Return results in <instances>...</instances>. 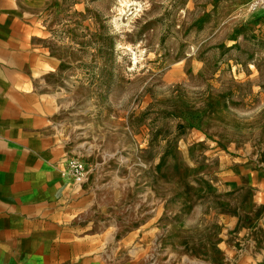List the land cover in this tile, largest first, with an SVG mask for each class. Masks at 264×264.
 I'll list each match as a JSON object with an SVG mask.
<instances>
[{
  "label": "rangeland",
  "instance_id": "374dc122",
  "mask_svg": "<svg viewBox=\"0 0 264 264\" xmlns=\"http://www.w3.org/2000/svg\"><path fill=\"white\" fill-rule=\"evenodd\" d=\"M52 1L38 87L88 218L140 264H264V0Z\"/></svg>",
  "mask_w": 264,
  "mask_h": 264
},
{
  "label": "crops",
  "instance_id": "0c3cea01",
  "mask_svg": "<svg viewBox=\"0 0 264 264\" xmlns=\"http://www.w3.org/2000/svg\"><path fill=\"white\" fill-rule=\"evenodd\" d=\"M52 3L0 0V264H140L105 220L88 218L91 190L65 173L75 154L37 79L59 64L44 48Z\"/></svg>",
  "mask_w": 264,
  "mask_h": 264
},
{
  "label": "built area",
  "instance_id": "2783aa9c",
  "mask_svg": "<svg viewBox=\"0 0 264 264\" xmlns=\"http://www.w3.org/2000/svg\"><path fill=\"white\" fill-rule=\"evenodd\" d=\"M86 165L76 158H69L66 161L65 173L71 176L76 184H81L86 180Z\"/></svg>",
  "mask_w": 264,
  "mask_h": 264
}]
</instances>
